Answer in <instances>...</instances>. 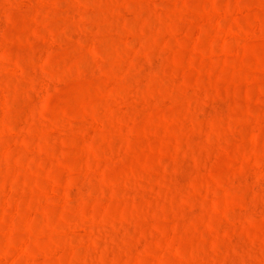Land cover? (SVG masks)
Instances as JSON below:
<instances>
[{"label": "rangeland", "instance_id": "1", "mask_svg": "<svg viewBox=\"0 0 264 264\" xmlns=\"http://www.w3.org/2000/svg\"><path fill=\"white\" fill-rule=\"evenodd\" d=\"M0 264H264V0H0Z\"/></svg>", "mask_w": 264, "mask_h": 264}]
</instances>
